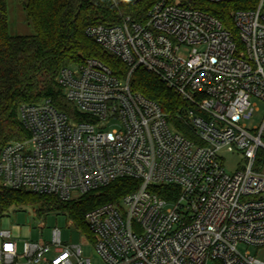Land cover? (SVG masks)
<instances>
[{
	"label": "built area",
	"instance_id": "1",
	"mask_svg": "<svg viewBox=\"0 0 264 264\" xmlns=\"http://www.w3.org/2000/svg\"><path fill=\"white\" fill-rule=\"evenodd\" d=\"M241 2L229 25L185 0H154L144 21L88 27L125 71L93 57L62 67L71 105H21L26 137L0 148V185L76 201L128 180L130 192L86 213L92 238L78 229L103 264H264V0ZM138 69L184 100L182 126L132 89ZM229 153L240 157L232 172ZM1 236L5 264H91L58 228L54 249L24 241L21 255Z\"/></svg>",
	"mask_w": 264,
	"mask_h": 264
},
{
	"label": "trees",
	"instance_id": "2",
	"mask_svg": "<svg viewBox=\"0 0 264 264\" xmlns=\"http://www.w3.org/2000/svg\"><path fill=\"white\" fill-rule=\"evenodd\" d=\"M242 0L211 3L207 0H185V4L207 11L226 25L231 13ZM154 0H26L25 11L33 25L29 35L11 34L8 29L7 0H0V148L11 140L26 137L19 118L24 103L51 98L61 108L69 104L63 98L56 78L60 69L87 58H97L115 72L123 73L125 65L106 52L86 30L95 25H113L124 16L144 21ZM131 87L157 102L176 126L183 122L178 113L184 100L160 78L138 69L131 78ZM128 180H118L98 191L87 193L76 201H64L55 195L39 194L0 185V218L10 208L42 203L46 210L67 214L87 237L93 235L87 225L86 213L97 205L114 201L130 192Z\"/></svg>",
	"mask_w": 264,
	"mask_h": 264
},
{
	"label": "rangeland",
	"instance_id": "3",
	"mask_svg": "<svg viewBox=\"0 0 264 264\" xmlns=\"http://www.w3.org/2000/svg\"><path fill=\"white\" fill-rule=\"evenodd\" d=\"M26 0H7L8 7V29L11 34L29 35L34 29L31 21L27 18L25 11ZM263 108L261 102H258ZM262 112H257L248 122L249 126L258 124L261 120ZM240 157L235 153L226 155L225 167L232 172L238 165ZM42 203L25 204L14 206L0 218V248L3 238L1 232H10V238L18 244V254H22L23 242L31 241L41 245L53 244V229L61 230L62 245H81L82 258L90 259L91 264H103L102 258L97 253L94 245L78 230L71 218L63 213L53 210H46ZM20 264H24V259L18 258ZM0 264H5L1 259Z\"/></svg>",
	"mask_w": 264,
	"mask_h": 264
},
{
	"label": "crops",
	"instance_id": "4",
	"mask_svg": "<svg viewBox=\"0 0 264 264\" xmlns=\"http://www.w3.org/2000/svg\"><path fill=\"white\" fill-rule=\"evenodd\" d=\"M14 241H15V240H14ZM16 243H17V242H16ZM17 247H18V244H17ZM0 249H1V248H0ZM1 259L4 261V259L0 257V260H1Z\"/></svg>",
	"mask_w": 264,
	"mask_h": 264
}]
</instances>
